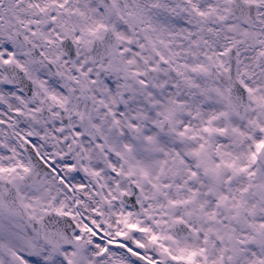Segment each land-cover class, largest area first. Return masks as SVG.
<instances>
[{
    "label": "snow or ice",
    "instance_id": "1",
    "mask_svg": "<svg viewBox=\"0 0 264 264\" xmlns=\"http://www.w3.org/2000/svg\"><path fill=\"white\" fill-rule=\"evenodd\" d=\"M0 264H264V0H0Z\"/></svg>",
    "mask_w": 264,
    "mask_h": 264
}]
</instances>
